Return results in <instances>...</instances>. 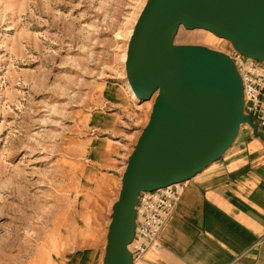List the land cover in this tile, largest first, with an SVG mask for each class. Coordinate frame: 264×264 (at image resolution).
<instances>
[{
	"label": "rangeland",
	"instance_id": "374dc122",
	"mask_svg": "<svg viewBox=\"0 0 264 264\" xmlns=\"http://www.w3.org/2000/svg\"><path fill=\"white\" fill-rule=\"evenodd\" d=\"M147 1L0 0V264H102L156 95L135 99L124 66ZM173 42L234 52L201 29Z\"/></svg>",
	"mask_w": 264,
	"mask_h": 264
},
{
	"label": "water",
	"instance_id": "95a60500",
	"mask_svg": "<svg viewBox=\"0 0 264 264\" xmlns=\"http://www.w3.org/2000/svg\"><path fill=\"white\" fill-rule=\"evenodd\" d=\"M201 29L242 57L264 62V0H148L129 37L128 86L139 101L155 98L121 177L102 264H132L135 208L142 192L186 182L218 161L242 125L243 87L233 60L197 45H174L178 29Z\"/></svg>",
	"mask_w": 264,
	"mask_h": 264
},
{
	"label": "crops",
	"instance_id": "0c3cea01",
	"mask_svg": "<svg viewBox=\"0 0 264 264\" xmlns=\"http://www.w3.org/2000/svg\"><path fill=\"white\" fill-rule=\"evenodd\" d=\"M158 241L134 264H264V140L250 127L186 182Z\"/></svg>",
	"mask_w": 264,
	"mask_h": 264
},
{
	"label": "built area",
	"instance_id": "2783aa9c",
	"mask_svg": "<svg viewBox=\"0 0 264 264\" xmlns=\"http://www.w3.org/2000/svg\"><path fill=\"white\" fill-rule=\"evenodd\" d=\"M229 57L242 81L243 114L258 130L264 128V62L242 57L236 52ZM185 188L186 182H180L139 195L135 208V234L128 247L133 262L142 259L150 249L158 247L161 230L174 213Z\"/></svg>",
	"mask_w": 264,
	"mask_h": 264
},
{
	"label": "bare ground",
	"instance_id": "6f19581e",
	"mask_svg": "<svg viewBox=\"0 0 264 264\" xmlns=\"http://www.w3.org/2000/svg\"><path fill=\"white\" fill-rule=\"evenodd\" d=\"M134 98H135V96H134ZM136 99V98H135ZM245 125V124H244ZM243 126V125H242ZM241 126V127H242ZM256 126V125H255ZM258 127L256 126V129H257ZM241 129V128H240ZM257 132L259 133V130L257 129ZM261 134V133H260ZM187 182V181H186ZM175 184H177V183H175ZM173 185V184H172ZM180 201V200H179ZM179 203V202H178ZM178 205V204H177ZM177 207V206H176ZM176 207H175V209H176ZM175 209H174V211H175ZM167 223V222H166ZM165 223V224H166ZM158 245H159V242H158ZM130 252V251H129ZM132 264H134V262L132 261Z\"/></svg>",
	"mask_w": 264,
	"mask_h": 264
}]
</instances>
